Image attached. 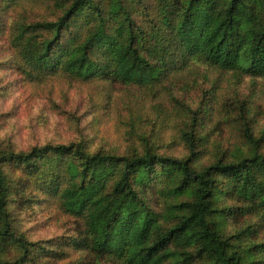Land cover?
<instances>
[{"label":"trees","instance_id":"16d2710c","mask_svg":"<svg viewBox=\"0 0 264 264\" xmlns=\"http://www.w3.org/2000/svg\"><path fill=\"white\" fill-rule=\"evenodd\" d=\"M29 1H46L61 13L54 21L14 29L10 45L29 79L59 73L152 90L192 58L213 70L264 78V0H152L148 29L133 19L142 0ZM191 121V129L180 132L188 158L160 155L149 147L128 156L90 154L76 144L0 154V252L18 251L0 264H29L31 254V243L13 228L4 161L19 166L36 191L53 196L76 219L75 244L94 262L253 264L234 249L224 227L236 211L264 224V132L256 137L247 123H229L247 144V153L197 169L192 156L198 140ZM153 178L170 184L163 190L166 196L188 198L169 206L163 220L172 223L166 227L144 197ZM223 199L241 206L227 208Z\"/></svg>","mask_w":264,"mask_h":264},{"label":"rangeland","instance_id":"374dc122","mask_svg":"<svg viewBox=\"0 0 264 264\" xmlns=\"http://www.w3.org/2000/svg\"><path fill=\"white\" fill-rule=\"evenodd\" d=\"M141 2L136 3L133 19L148 29L153 1ZM60 14L46 1L0 0V154L76 144L90 154L128 156L149 147L160 155L188 158L180 132L189 131L195 119L198 150L192 160L201 169L247 153V144L229 123H247L256 137L264 132V78L213 70L200 58L166 73L163 83L152 90L106 79L83 82L59 73L29 79L10 45L14 29L54 21ZM260 152L264 154V140ZM1 169L9 186L13 228L31 243L29 264H118L111 259L94 262L77 246L76 219L65 214L53 196L36 191L19 166L4 161ZM168 188L165 179L153 178L144 193L165 227L172 223L163 220L169 206L188 199L166 196L163 190ZM221 205L241 206L229 199ZM224 233L245 258L264 264V224L259 218L233 212ZM17 256L14 247L0 252L1 260Z\"/></svg>","mask_w":264,"mask_h":264}]
</instances>
